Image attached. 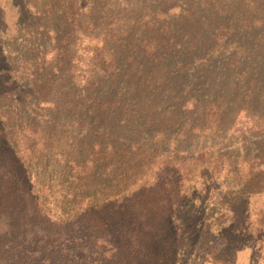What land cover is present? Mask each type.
<instances>
[{
  "label": "rangeland",
  "instance_id": "obj_1",
  "mask_svg": "<svg viewBox=\"0 0 264 264\" xmlns=\"http://www.w3.org/2000/svg\"><path fill=\"white\" fill-rule=\"evenodd\" d=\"M90 37L116 62L108 75L92 69V90L71 80L74 59L97 52ZM70 54L46 100L58 109L41 98L49 90L35 88L31 114L0 98L1 155L41 207L53 219L92 211L147 226L140 264H264V129L235 128L243 111L264 120V0H0V90L19 60L40 72ZM218 109L217 126L206 115ZM28 124L48 138L41 163L21 154ZM179 159L184 177L156 178L159 164ZM75 251L87 264L80 256L91 252Z\"/></svg>",
  "mask_w": 264,
  "mask_h": 264
},
{
  "label": "trees",
  "instance_id": "obj_2",
  "mask_svg": "<svg viewBox=\"0 0 264 264\" xmlns=\"http://www.w3.org/2000/svg\"><path fill=\"white\" fill-rule=\"evenodd\" d=\"M71 16L73 18L74 14H71ZM72 18L69 17V20H73ZM104 19L105 17L102 16L93 19L88 23L87 29L89 28L90 31L97 29L99 20ZM76 27L75 34L85 33L81 25ZM107 36L116 40V42L119 41L118 35L114 33H108ZM89 40H91L97 52L88 60L81 56L82 54L78 55L73 63L72 73L75 74V79L70 77L79 87L82 86L80 89L92 90L97 85L90 76V73L94 72L92 69L94 67L98 68L105 75H108L116 71V62L109 57L108 48L101 40L91 37ZM72 57L73 54H70L64 61L54 60L49 66L40 65V72L34 71L26 61L19 60L15 64L16 67L8 69L9 78L4 84V89L0 90V98L17 97L24 103L25 113L31 114L32 110H39L38 107H34L33 102L35 88L39 93L49 90L48 94L44 93L41 98L45 100L43 102L52 103L58 109V103L46 100H50L48 98L54 97L58 93L59 87H56L58 83H56L54 74L56 72L62 74L64 62L70 73L69 65L73 62ZM82 64L88 65L89 75H83ZM40 73L46 76H39ZM84 77L85 81H83ZM20 78H23L21 81L24 80L25 82L18 84L16 79ZM50 84L51 86L48 87ZM5 86L7 87L5 88ZM80 98L82 97L79 94V96L68 98V100L79 105ZM92 104L95 112L108 109L107 104L102 105L101 109H98L94 102ZM215 112L207 114L206 118L211 122H215L218 126L220 110L218 109ZM238 117L235 128L239 133L264 129V120L252 122L250 117L246 116L245 111L241 112ZM240 117L244 123H239L241 125L239 131L237 124ZM2 118L4 117L1 115L0 119ZM35 127L32 124L27 125L26 129L29 135L24 137L27 143L21 150V154L27 156L29 162L41 163L47 149L48 143L46 141L48 138L43 132L39 134L34 132L33 128ZM0 134H3L2 129H0ZM32 137L34 139H31ZM1 153L2 150H0V223L4 229L0 230V250L5 254H9L10 258L6 262L2 257L0 264H76L78 253L75 250L77 248L84 249L88 254L91 252L92 257H87L86 253L84 256H80V259L85 260L87 264L96 256L99 259L98 264H140L139 260L148 259L149 246L147 247V244L150 233L147 226L144 230H138L134 227L136 223L132 220L122 224V221H114L115 217L113 216L109 215L111 220L108 215L94 214L92 211L68 219H53L32 197L15 166L10 161L5 160L6 157L4 158V154L1 155ZM64 156H66L65 153ZM185 164L186 162L181 159L159 164L156 178L159 179L162 175L173 172L175 175L184 177V167L182 166H185ZM170 180L169 177L166 182L169 183ZM158 184H160V181H157L152 189H157ZM173 185H175V182L172 180L171 186ZM151 203L154 204L153 200H151ZM111 205L114 204H109V206ZM90 214L95 215V217L91 218ZM84 220L90 221L84 222ZM141 223L143 222L138 224ZM243 228V223L239 221L235 229L239 231ZM241 237H246V234H241Z\"/></svg>",
  "mask_w": 264,
  "mask_h": 264
}]
</instances>
